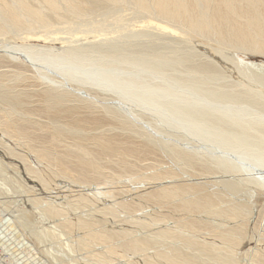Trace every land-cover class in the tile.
<instances>
[{"label":"bare ground","instance_id":"6f19581e","mask_svg":"<svg viewBox=\"0 0 264 264\" xmlns=\"http://www.w3.org/2000/svg\"><path fill=\"white\" fill-rule=\"evenodd\" d=\"M236 50L264 52V0H0L1 130L72 180L112 193L103 192L110 204L85 189H61L73 218L0 158V264L8 263L2 255L18 264H52L48 257L54 264H106L118 245L147 264H264L256 246L240 259L232 239L240 231L242 240L254 214L248 204L256 191L238 179L264 191V61L245 62ZM28 75L40 82L38 94L19 85ZM0 148L20 157L29 177L49 190L2 135ZM140 149L153 157L166 153L175 169L160 160L139 172ZM191 166L202 170L199 178ZM134 167L137 173L122 177L121 170ZM113 176L139 183L158 178L142 185L149 193L142 201L159 192L158 201L173 197L183 207L165 201L192 215L176 220L158 213L165 203L157 206L153 196L157 205L139 212L131 203L150 220L123 218L113 204L130 207L116 197L122 189L110 187ZM101 178L113 183L101 185ZM193 216L199 220L190 222ZM203 225L224 229L220 243L193 232ZM134 258L110 264H134Z\"/></svg>","mask_w":264,"mask_h":264},{"label":"rangeland","instance_id":"374dc122","mask_svg":"<svg viewBox=\"0 0 264 264\" xmlns=\"http://www.w3.org/2000/svg\"><path fill=\"white\" fill-rule=\"evenodd\" d=\"M126 8V7H125ZM126 10H129V11H131V9H129V8H126L125 9V11L123 12L124 13V15H132V13L130 14V13H126L125 14V12H126ZM128 11V12H129ZM132 12V11H131ZM129 16V17H130ZM128 17V16H127ZM16 40V39H15ZM17 41H21V39H19V38H17ZM236 54H238V57L240 58V59H242L243 61H245V62H248V61H264V52H261V51H253V50H251V51H243V50H236ZM21 60H23V61H25L26 62V60H24V59H21ZM4 67H2V65L0 66V69H3ZM28 78H25L23 81H21V82H19V85L20 86H27V88H29V89H34L33 91H35V93H37L38 92V90L41 88V86L39 87V81L37 80V79H35L33 76H31V75H28L27 76ZM27 79V80H26ZM40 79H42V78H40ZM28 83V84H27ZM30 84V85H29ZM30 86V87H29ZM36 86V87H35ZM69 87H71V88H73V89H76V86L75 85H73V84H69ZM37 88V90H35ZM37 91V92H36ZM38 94V93H37ZM88 96H90V95H88ZM91 97V96H90ZM37 98V97H36ZM96 104H98V105H101L102 104V99H98L97 100V102H96ZM97 115H99V113H96V116ZM43 118H46V117H43ZM136 123L138 124V125H140V124H142V121H140V120H136ZM0 135H2L4 138H5V140L6 141H8L11 145H12V147H13V149L16 151V152H20V153H23L24 154V156H25V160L28 158V162L36 169V171L43 177V179L49 184V190H46L42 185H41V182H40V180H33V179H31L30 177H29V175L27 174V172L25 171V168H24V162L20 159V157H13V156H9V155H7L6 154V152H4L1 148H0V158H2V159H4V160H7L8 162L10 161V162H12V163H14L13 165L14 166H17V168L18 169H20L21 170V173L23 174V178H22V182L25 184V185H31V186H33L36 190H38V192L41 194V195H44V196H46V197H49V198H53V197H56L59 201H60V204H61V206L74 218L75 217V211L72 209V208H70V206L68 205V204H66L65 202H63V198L60 196V195H58V193H61V189H64L65 190V188H71L72 189V187H73V189H78V188H80V189H85V190H87V192H88V194H90V195H92V196H97V197H100V198H104L105 199V201L106 202H108V203H110V204H112V202H110L109 200H108V198H107V196L105 195V193H103V192H106V191H104V190H102V189H100V190H98V189H89V186H88V184H83V183H81L80 181H74V180H72L71 178H69L66 174H64V173H62V172H59L58 170H56V166L54 165L53 166V164H50L48 161H46V160H44V159H41V158H38L37 157V155H36V152H34L32 149H29L26 145H24L23 144V146H21L22 144H17V142L13 139V138H11V137H9V136H7L5 133H3V131L1 130V128H0ZM9 138V139H8ZM12 142H11V141ZM20 145V146H19ZM65 147V146H64ZM63 146H61L60 148H64ZM141 151L140 152H138L137 153V155L139 156V158H140V155H141V158L139 159L138 158V156H134L137 160H135V162H136V164H135V167H136V169H138V167H139V169H141V170H138L139 172L141 171H146V170H148L150 167H152V166H159V162H160V165H161V161H162V163H165V162H168L170 165H173V161H171V157H169V156H167V154L165 153H162V152H160V155L158 156V154H159V152H157V154H155L154 153V155H156L155 157H153V155H152V153H150V152H145L144 153V151L145 150H143V149H140ZM142 152V153H141ZM147 153H150L151 155L149 156ZM162 153V154H161ZM27 157V158H26ZM150 157V158H149ZM167 158V159H166ZM170 158V159H169ZM151 159V160H150ZM161 160V161H160ZM137 161H138V163H137ZM171 161V162H170ZM19 165H18V164ZM150 163H151V165H150ZM158 163V164H157ZM168 163H165V164H168ZM168 164V165H169ZM13 165H6V167H5V169H6V171H8L9 173H12V174H14V171H15V169L13 168ZM142 166H144V167H142ZM176 165H173L172 167L174 168ZM58 168H60V166L58 165L57 166ZM135 167H134V169H135ZM178 168V167H177ZM187 168H190V167H187ZM187 168L185 167V169L187 170ZM194 168V169H193ZM196 168V169H195ZM134 169H128V170H126V171H124V170H121L122 172H124V173H126V174H124V173H122V172H120L119 174H121L122 173V175H124V176H122V177H124L125 178V176L128 174V173H130V172H132V171H135L136 172V169L134 170ZM143 169V170H142ZM175 169V168H174ZM189 170V169H188ZM195 170V171H194ZM199 168L198 167H192L191 166V169H190V172H192L191 174L193 175V177H200L201 175V172L200 171H202L201 169L199 170ZM118 171H120V170H118ZM137 171V172H138ZM178 170H176V172H177ZM181 171V170H180ZM180 171H178V172H180ZM136 172V173H137ZM186 172H188L189 173V171H186ZM195 172H196V174H195ZM204 172V171H203ZM203 172H202V175H205V176H209L210 174H208V172H204V174H203ZM111 175V174H110ZM177 175H180L179 173L177 174ZM195 175V176H194ZM213 175V174H212ZM149 176V175H148ZM176 176V175H175ZM191 176V175H190ZM204 176V177H205ZM114 178H112V179H115V180H112L113 182H110L111 180H109V179H105V181H103V179L101 178V179H99V182L101 181V182H105V183H101L100 182V184L101 185H110V183L112 184L110 187L111 188H115L116 189V191H120L121 189H122V192L124 193H122L121 194V192H116V197H120L122 200H123V202L124 203H126V204H128V206L130 207V209H125L124 207H122L120 204H113L114 206H115V210H117L118 212L117 213H119L120 214V216L121 217H123V218H125V217H129V216H131V217H133V218H135V219H148V220H150L149 219V215H147L146 213H144V212H142V213H137V212H134V211H136V210H138V212L139 211H141L142 209H148L150 206L152 207V206H156L157 204V206H160V204H161V202L162 201H164V205H163V202H162V206H160L161 208H159L158 209V213L160 212H163L162 214L163 215H167L168 214V217L170 218L171 216H173V217H171V218H173V219H182L184 216L186 217L187 215L188 216H190V215H192V211H185L184 209H182V212L180 211L181 210V208L180 207H183L182 205V203L181 202H179V203H177V202H174L175 204H177V206H175V208L176 207H178V205L179 204H181V205H179L180 207V209H178L177 208V210H175V208L174 207H172V206H174L173 204V202H172V199H173V197H171V198H169L168 197V199H170V201L169 200H167V197L164 199V200H162V199H159V201L156 199V198H160V197H162V196H160V194H159V192H157L158 194H154V195H152V196H150L151 195V193H150V195H148V197H149V199H150V197H152L151 199L153 200L154 199V197L155 196H158V197H155V200H153V202L155 201V203H157V204H154L152 201H151V199L149 200L148 198H146L145 199V201H142V199L144 200V197H145V195L146 194H149V193H145V191L146 190H144L143 189V184L145 185V183L147 184V183H149V182H151V181H153L154 179V182L158 179V178H152V177H145L146 179H148L147 181L148 182H146V181H143L142 182V180H140V183H139V181L137 182V180H129V179H127V180H125V181H123L124 182V184H128V185H124L123 184V182L122 181H119L118 179L119 178H115V176H113ZM127 177V176H126ZM192 177V176H191ZM145 178L143 179V180H145ZM117 179V180H116ZM152 179V180H151ZM109 181L110 183L109 184H107L106 182L107 181ZM238 182L242 185V186H244V187H250L252 190H255L256 192V194H254V196H253V198L252 199H250L251 200V202H250V200H249V211L251 210V208H250V205L252 206V208L254 209H252L253 211H251V212H253V213H251V215L253 216V217H251V220L249 221V222H247L246 224H245V228L243 229V230H241V232H243V234H242V237L244 238H242V240H241V237L239 236L240 235V231L239 232H237V234L235 233L234 234V236H233V238L232 239H234V242H233V244H234V247H235V249H239V258L240 259H243L244 257V251H246V249H248L249 247H251V246H256L257 247V249H258V251H260L259 253L262 255L263 254V256H264V228H263V226H264V224H262V221L264 220L263 219V216H264V213L262 212V210H259V204H260V202H261V198H259L260 196L261 197H264V191L263 190H261L257 185H255V186H251V185H247L246 183H244L243 181H241V180H239L238 179ZM78 183V184H77ZM119 183H121V184H119ZM131 183V184H130ZM119 184V185H118ZM138 184L140 185V187L138 186ZM114 185H117L116 187L114 186ZM99 186V185H98ZM113 186V187H112ZM118 186H120V187H118ZM124 187V189H123V187ZM130 187V188H128V189H126L125 187ZM137 186V187H136ZM139 187V188H138ZM142 187V188H141ZM205 187V186H204ZM206 187H209V184H206ZM145 188V187H144ZM198 188H200V187H198ZM76 189V190H77ZM135 189H141V190H139L140 192H137V193H139V194H141L140 195V197L138 196V197H136V195H138L137 193H136V190ZM142 189H143V192L145 193H143L142 192ZM137 190V191H138ZM96 191V192H95ZM156 191H157V189H156ZM54 192H56L57 194H54ZM129 192V194H127V193ZM147 192V191H146ZM149 192H153V191H149ZM258 192V193H257ZM106 193H108L109 195L110 194H112V193H109V192H106ZM118 193H120V194H118ZM127 195H126V194ZM142 194H144V195H142ZM119 195V196H118ZM223 195V198H225V200L227 199H231L230 198V196H228V195H224V194H221V196ZM259 195V196H258ZM125 196H128V199L126 200L125 199ZM141 196H143L142 197V199H141ZM154 196V197H153ZM160 196V197H159ZM130 197H134V198H130ZM147 197V196H146ZM227 197V198H226ZM119 198V199H120ZM127 198V197H126ZM163 198V197H162ZM221 198V197H220ZM220 198H218L217 199V202H220L221 200H222V202L224 201V199L222 198V199H220ZM147 199L150 201V203L152 204H150L149 203V201H147ZM139 200H141L142 201V203L141 202H139ZM161 200V201H160ZM169 201V203L170 204H172V206L168 203V202H166V201ZM263 200V199H262ZM157 201V202H156ZM135 202V204H137V206L138 207H140V208H137V206L135 205V204H131V203H134ZM143 202L145 203V204H143ZM158 202H160V204L158 203ZM172 202V203H171ZM221 202V203H222ZM140 203V204H139ZM247 203V202H246ZM257 203V204H256ZM259 203V204H258ZM141 204H142V206H141ZM166 204L168 205V206H166ZM225 204V203H224ZM11 206H14V207H17V206H15L14 204H10ZM135 205V206H134ZM134 207V209H136V210H132V208ZM254 206V207H253ZM128 207V208H129ZM144 207H146V208H144ZM19 209H20V207H18ZM164 208H167V210L165 211V209ZM174 210H173V209ZM30 209H32V208H30ZM141 209V210H140ZM172 209V210H171ZM258 209V210H257ZM33 210V209H32ZM31 210V211H32ZM170 210V211H169ZM169 213H168V212ZM173 211V212H172ZM181 212V214H180V212ZM185 212V214H184V212ZM33 212V211H32ZM134 212V213H133ZM171 212V213H170ZM110 212H107V214H109ZM178 213L180 214V215H178ZM193 213H195L194 215H196L197 213L196 212H193ZM250 213V212H249ZM256 213V214H255ZM258 214V215H257ZM30 215H32V216H37V213H33V214H31V212H30ZM100 215V214H99ZM175 215V216H174ZM182 215V216H181ZM257 215V216H256ZM263 215V216H262ZM100 216H102V215H100ZM103 216H108L109 217V220H111V221H113V216L111 215V213L109 214V215H105V213L103 214ZM120 216L118 215V218H120ZM259 216H261V217H259ZM196 217L197 216H193L192 218H190V219H188L190 222H192V221H196V220H199V219H196ZM199 217V216H198ZM197 217V218H198ZM256 217H259V218H261L260 220H259V218L258 219H256V220H254ZM77 218V217H76ZM168 218H166V220H167ZM176 219V220H177ZM193 219V220H192ZM196 219V220H195ZM86 220H88V219H86ZM123 221H125V220H123ZM122 221V222H123ZM204 221V220H203ZM257 221V222H256ZM154 222V221H153ZM165 223H166V221H164ZM164 222L163 221H160V224H164ZM205 222V221H204ZM254 223V225H253V223ZM256 223H260V224H256ZM37 224V226H38V228L40 229V230H42V228H41V224H40V222H37L36 223ZM123 224V226H125V225H127L128 224V222H124V223H122ZM255 224H256V226H255ZM77 226H78V220H76V224H75V228H74V230L75 231H73V233L76 235V236H79V233L77 232ZM202 225H200V227H201ZM206 227L207 226H209L210 227V229H211V231H212V228L215 226H210V225H205ZM205 226L203 225V227L204 228H202V231L204 230V231H206L207 229L205 228ZM172 227H176L175 225H172ZM199 227V228H200ZM208 227V228H209ZM216 227V226H215ZM214 227V228H215ZM54 228H56V230L57 231H60V229L57 227V226H54ZM257 230H255V229ZM192 229V228H191ZM206 229V230H205ZM216 229V228H215ZM193 230V232L196 234V235H198L200 238H204V239H206L207 241L209 240V241H215V242H217V243H220V240H221V237L219 238H217V236H220L221 234H220V232L222 231V230H224L223 228H220V229H217V230H214V232L216 231V233H215V235H214V232L211 234V231L209 230V231H207V235L204 233V232H202L201 230H195V229H192ZM201 231V233H199ZM220 231V232H219ZM208 232H210V233H208ZM219 232V235L217 234ZM260 232V233H259ZM259 233V234H258ZM217 234V235H216ZM214 235V236H213ZM238 235V236H237ZM251 235V236H250ZM236 237V238H235ZM260 237H261V239H260ZM116 238V237H115ZM239 240H241V241H238V239ZM258 238L260 239L259 241H258ZM99 239H101V238H99ZM98 239V240H99ZM115 240V239H114ZM110 241V240H109ZM240 244V245H239ZM248 246V247H247ZM130 250V251H129ZM125 249L123 246H120V245H118V246H116V248H115V254L117 253V255H114V253L112 254V257H113V259H108L109 261L107 262L108 264H110V263H112L113 262V260H121V259H123V257H124V259L126 258V260H124V263H126V261H127V259H132V257H135L134 259L137 261V264H147V263H143V259L144 258H142L139 254H137L136 252H134L133 250H131V249ZM117 251V252H116ZM122 253H123V255H122ZM5 259H4V258ZM2 258H3V262H8L7 264H15L16 262L13 260V258L11 257V256H9V255H2ZM8 258V259H7ZM10 258V259H9ZM6 259H7V261H6ZM48 259L50 260V262L52 263V264H54V262H53V259H51V258H49L48 257ZM133 259V260H134ZM12 260V261H11ZM112 260V261H111ZM136 261L134 262V264H136ZM106 263V264H107ZM16 264H18V263H16ZM80 264H84L83 263V261H80ZM128 264V263H127ZM159 264H163V263H159Z\"/></svg>","mask_w":264,"mask_h":264}]
</instances>
